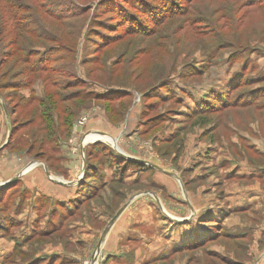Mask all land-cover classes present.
Listing matches in <instances>:
<instances>
[{"label": "rangeland", "instance_id": "rangeland-1", "mask_svg": "<svg viewBox=\"0 0 264 264\" xmlns=\"http://www.w3.org/2000/svg\"><path fill=\"white\" fill-rule=\"evenodd\" d=\"M14 1L0 5V264H93L109 225L96 211L111 212L110 222L149 192L167 215L186 219L194 182L216 200L225 185L253 184V228L238 233L249 234L154 257L156 238L172 227L143 196L122 219L142 237L127 233L119 245L125 256L111 264H264V235L254 238L264 228V0H172L173 9L167 0ZM56 27L72 35L54 43ZM41 55L56 71L48 81L32 74ZM76 94L97 99L75 108L66 100ZM120 156L178 175L186 197L177 179L146 164H132L121 180L113 166ZM80 175L77 187L58 184ZM70 194L75 201L56 198ZM90 226L99 237L85 236ZM100 256L97 264H107Z\"/></svg>", "mask_w": 264, "mask_h": 264}, {"label": "crops", "instance_id": "crops-1", "mask_svg": "<svg viewBox=\"0 0 264 264\" xmlns=\"http://www.w3.org/2000/svg\"><path fill=\"white\" fill-rule=\"evenodd\" d=\"M85 140L87 142L89 140V138L86 137ZM109 140L112 142H107V143H109L110 145L116 146L115 141H113L111 138H109ZM87 144H88V142H87ZM220 168H222V167H220ZM33 171L34 170L27 172V173H33ZM169 177H171V176H169ZM62 178L66 179V180L71 179L70 176H63ZM41 179H42V176L38 175V177L36 178V181L38 180L37 182L40 183ZM198 179L203 181V180H205V176L203 175V176L199 177ZM43 182H44V179L41 183H43ZM194 183H192L191 186L187 187L188 188L187 198H185V196L183 195L185 198V202L187 203V206L184 208L188 209V211L190 210V212L192 211L191 216L189 218L177 219L173 216H170L169 214H168V216H170V217H168L167 213L166 214L162 213L165 216V218L162 220L161 223L165 226V225H167V222L168 223L170 222V226L172 228L165 229V231L162 230L161 231L162 234L156 238L158 240H156L155 242H157V244L159 243V246H155V248H154V251H153L154 257L158 256V255L159 256L164 255V254L168 255L171 252L174 254V252L176 250H178L177 253H182L183 251L188 250L189 246L192 245V243H195V242L200 241V240H205L208 237L209 238L211 237L210 242L213 243L219 237H227L228 238V235L234 236V234H238L239 232H241L243 230H250L251 228H253V222H252L253 221V201L257 200V198H258L256 195H253V184L251 185V184L241 183L240 186H237L235 188H232L229 185H227V186L225 185L224 188L222 187L223 190L225 189L224 192L221 188H219L222 191L221 194L225 193L224 198L216 200V198L214 197V195L212 193L209 194V191H208V193L204 192V195L201 196V192L199 191V185H196ZM247 185H250V186H247ZM231 189L233 191L236 190V193L232 195L231 192H233V191ZM56 192L58 193L57 190L53 191L52 193L56 194ZM56 198H57V200H59L61 202L65 199H67L71 202V201H75L77 197L75 198V196H73V194H70V197H68V198H62V196H59ZM139 198H142V197H140V195L134 196L133 199H131V201L135 202ZM61 199H63V200H61ZM67 200H66V202H67ZM215 201H216V204H213ZM217 203L221 204L222 207L219 208L217 211H214L213 213H211V211L213 209H215ZM77 207L75 208V211H78ZM99 213L100 212L96 211L95 220H97V221L99 220L100 222L101 221L102 222L103 221H109V214L111 212H108L105 217H101V218L99 216ZM195 213L197 214L196 215L197 218L192 219V221H191V217L192 218H193V216L195 217ZM247 214H248V216H247ZM125 215H127V210L119 218V220L116 223V226L114 228V229H116V227L119 226V229H117L114 232V234H113V232L111 233V231H112L111 230L107 236V239L103 243V246L101 249V254L104 252L106 255V259H108L109 257L112 258V260L107 262V264H111L112 262H115V259H120V258H123V256H125V254H123L125 252L120 251L119 245H120L122 239L129 235L127 233H137V236H139L140 239L142 237V236H140V234L138 235V232H140V231L137 229H132V228L124 229V227H123L124 224L122 223V219ZM245 216L249 217V219L251 220L252 223H248L247 219H245ZM97 218H99V219H97ZM125 219H127V217ZM186 220H189V221H186ZM193 222H196V224ZM219 222L221 223V225L216 226L215 224H218ZM202 223H204L205 225ZM79 225L80 224H77V226H79ZM206 225H209V227H206ZM107 228L108 227H106V230H107ZM89 229L91 230L92 234L90 235L89 233H85L86 234L85 236H87V237L91 236L90 237L91 239H93L94 237H97V236L99 237V235L101 234L100 233L101 230L98 228H94V227L90 226V228H87L86 230H89ZM90 230H89V232H90ZM106 230L103 229V231H102L103 233L99 239V243H100V240L103 238V235L106 232ZM220 230H221V232H220ZM230 231H233V234H231L232 232H230ZM260 231L257 232L258 235H256L254 233L255 239H261L262 236L264 235V228H261ZM166 233H168V234H166ZM226 233H227V235H226ZM247 234H249V233H243L242 232L241 234H238V235L244 236ZM251 237L253 239V233H252ZM99 243L96 245V250L98 248ZM141 244H143V247H141V248H144L146 246L145 238H144V242H141ZM96 250H95V252H96ZM95 252L93 253V256H94ZM139 253H141V252H139ZM146 253H147V251L145 250L144 255H146ZM177 253H175V254H177ZM93 256H92V258H93ZM140 257L141 256H138V258H140ZM96 264H97V262H96Z\"/></svg>", "mask_w": 264, "mask_h": 264}, {"label": "trees", "instance_id": "trees-1", "mask_svg": "<svg viewBox=\"0 0 264 264\" xmlns=\"http://www.w3.org/2000/svg\"><path fill=\"white\" fill-rule=\"evenodd\" d=\"M2 1V0H1ZM121 2H123V4H125V6H126V3H127V5L128 6H130L131 5V3L128 1V0H121ZM164 2H165V0H163V4H164ZM4 3V5H8L9 7H10V9L12 8V7H15V6H18L17 4V2L16 1H14V0H7V2H0V5L1 4H3ZM165 5H167L166 7H168L169 9H173V7L175 6V4H174V2H172V0H167V2H166V4ZM149 7H151V6H149ZM156 8H158L159 9V7L158 6H154V8H151V9H156ZM146 10H147V13H146V15L148 16V17H153V12L154 11H156V10H153V11H151L150 10V8H146ZM77 13V12H76ZM80 15L81 14H76V16L77 17H80ZM11 18L14 20V21H18V17L17 16H15V15H13V16H11ZM60 18H62V17H58L57 16V19H60ZM63 19H66V17L65 18H63ZM56 21H58V20H56ZM16 23V25H17V23H19V22H15ZM156 25H158V21L156 22ZM60 32L61 33V35L60 36H57L56 34H57V32ZM31 33V32H30ZM63 34H65V35H67V36H70V35H72L70 32H68V33H66L65 31H60V29L58 28V27H56L55 28V34H54V37H53V40H52V42H54V43H59V41H61V36L63 35ZM80 34V33H79ZM46 40V39H45ZM58 45V44H57ZM1 60V59H0ZM30 60V59H29ZM49 61V60H48ZM48 61L47 60H45V59H43V55H41L40 56V58L35 62V64H34V67L32 68V74L33 75H46L47 76V81H48V79H49V74L50 73H54V72H56L55 71V69H53V68H49V64H48ZM27 63H31L30 61H28L27 60ZM0 64H1V62H0ZM1 67V66H0ZM92 99H97V98H93L90 94H85V95H79V94H76V95H73V96H70V98H68L67 100H66V102L67 103H71L72 104V107H75V108H81V107H83L84 105H85V102H88V101H91ZM45 106V103H44V101H41L40 102V109H41V107L43 108ZM72 116V115H71ZM16 130H12V133H14ZM14 134H11V136H10V139L9 140H11V138H12V136H13ZM10 142V141H9ZM9 142H8V145H9ZM94 151L95 150H93V151H91L92 153H94ZM130 163H132L133 165H142L141 163H136V162H132V161H130ZM148 170H150V169H152V168H150V167H148L147 168ZM101 179L104 177V176H99ZM95 179H97L96 177L93 179V180H95ZM85 197V196H84ZM80 198V197H79ZM91 198V197H90ZM80 202V201H79ZM228 238H231V239H233V238H235V237H233V236H231V235H228ZM210 240L211 239H209V240H207L206 241V239L205 240H200V241H197V242H195V243H192V245H190L189 246V248H188V250H194V249H197V248H199L200 246H205L206 244H208V243H211L210 242ZM177 251L178 250H176L175 252H174V254L175 253H177ZM173 254V253H172ZM223 260H225V262H228V263H231L230 262V260H228L227 258H225V257H223Z\"/></svg>", "mask_w": 264, "mask_h": 264}, {"label": "water", "instance_id": "water-1", "mask_svg": "<svg viewBox=\"0 0 264 264\" xmlns=\"http://www.w3.org/2000/svg\"><path fill=\"white\" fill-rule=\"evenodd\" d=\"M8 142H9V140L7 141V143H6L5 145H7ZM96 142H103V141H102V140H97ZM109 145H110V144H109ZM85 146H86V145H84V141H83L82 144H81V154H82L84 160H85ZM110 146H111V148H113L115 151H117L120 155H122V156L124 157V154H122L120 151H118V149L115 148V145H113V146L110 145ZM0 150H1V149H0ZM134 161L139 162V163H144V164H146L147 166H149V167H151V168H153V169H155V170H157V171H159V172H162V173H164V174H166V175H168V176H171V177L177 179L178 181H180V179L178 178V176H177L176 174H174V173H172V172H170V171L164 170V169H162L161 167H159V166H157V165L151 164V163L146 162V161H143V160H136V159H134ZM84 171H85V165H84ZM82 181H83V178L81 177V178L78 179V180H74V181H70V182H68V181H59L58 184H60V185H62V186H67V187H77ZM180 185H181V188H182V190H183V194H185L184 186H183V184L181 183V181H180ZM184 196H185V195H184ZM185 197H186V196H185ZM155 199H156V201H157V203H158V205H159L161 211H162L164 214H166L165 209H164V207H163L161 201L159 200V198H158L157 196H155ZM129 205H130V203L126 204V205L120 210V212H119V213H118V214H117V215L111 220V222L109 223V226H108L106 232L104 233L103 238L101 239V241H100V243H99V245H98V248H97V250H96V252H95V254H94V256H93V257H94L93 264L98 260L100 254H101V249H102L103 243H104V241L107 239V236H108L109 232L112 230V228L114 227V225L117 223L118 219H119V218L121 217V215L125 212V210L129 207ZM167 216H168V215H167ZM168 217H170V216H168ZM186 221H188V220H186Z\"/></svg>", "mask_w": 264, "mask_h": 264}, {"label": "flooded vegetation", "instance_id": "flooded-vegetation-1", "mask_svg": "<svg viewBox=\"0 0 264 264\" xmlns=\"http://www.w3.org/2000/svg\"><path fill=\"white\" fill-rule=\"evenodd\" d=\"M97 140H99L98 138L96 139V141ZM94 153H95V151H94ZM130 159H133V158H131V157H128V159L127 160H124L122 157H117V159L116 160H118V162L116 163V164H113V166H115L116 168H118L119 170H120V173H119V175H120V177H121V180H122V178H124V176H125V174H126V172L128 171V169L130 168V166L132 165V163H130V161H134V160H130ZM120 160V161H119ZM129 161V162H128ZM142 164V163H141ZM142 165H145V164H142ZM134 166H136V165H134ZM149 167V166H148ZM139 170H145V168H139V167H137ZM151 168V167H150ZM153 169V168H152ZM178 176V175H177ZM80 178H81V175H80ZM178 178L180 179V181H181V183L183 184V186H184V183H183V181H182V179L178 176ZM112 181H114V180H112ZM112 181H109V182H105V184H104V186H102V188H107L108 186H110L111 184H112ZM180 181H178L179 182V184H180ZM119 183V182H118ZM180 187H181V185H180ZM181 190H182V188H181ZM184 190H185V187H184ZM182 192H183V190H182ZM184 195V194H183ZM143 196H151V197H153L154 198V200L156 201V199H155V196H157L156 194H153V193H149V192H146V193H144V194H141L140 195V197H143ZM158 197V196H157ZM159 198V197H158ZM161 198V197H160ZM159 198V200L161 201V199ZM133 201H128L126 204H128V203H130V205H131V203H132ZM156 203H157V201H156ZM162 203V202H161ZM125 204V205H126ZM124 205V206H125ZM129 205V206H130ZM157 205H158V203H157ZM163 205V204H162ZM123 206V207H124ZM122 207V208H123ZM158 207H159V205H158ZM122 208H120L119 209V211H118V213L120 212V210L122 209ZM127 210V209H126ZM125 210V211H126ZM159 210L161 211V209H160V207H159ZM107 213L108 212H100L99 213V216H100V218L101 217H105L106 215H107ZM117 213V214H118ZM116 214V215H117ZM116 215H114L112 218H111V220L116 216ZM123 215V214H122ZM121 215V216H122ZM97 219H99V218H97ZM111 220H110V222H111ZM119 220V219H118ZM109 221H108V223H110ZM118 222V221H117ZM109 226V225H108ZM101 241V240H100ZM110 260H112V258H108V259H106L105 260V262L104 263H107V262H109Z\"/></svg>", "mask_w": 264, "mask_h": 264}, {"label": "built area", "instance_id": "built-area-1", "mask_svg": "<svg viewBox=\"0 0 264 264\" xmlns=\"http://www.w3.org/2000/svg\"><path fill=\"white\" fill-rule=\"evenodd\" d=\"M87 118H84L81 122H80V125H84L86 122H87Z\"/></svg>", "mask_w": 264, "mask_h": 264}, {"label": "bare ground", "instance_id": "bare-ground-1", "mask_svg": "<svg viewBox=\"0 0 264 264\" xmlns=\"http://www.w3.org/2000/svg\"><path fill=\"white\" fill-rule=\"evenodd\" d=\"M88 138L93 139V138H91L90 136H88ZM93 140H94V139H93ZM84 145H87L86 140H84Z\"/></svg>", "mask_w": 264, "mask_h": 264}]
</instances>
